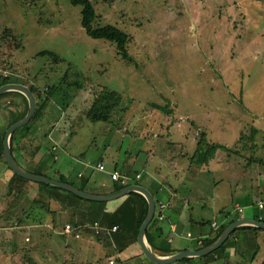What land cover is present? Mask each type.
<instances>
[{
	"label": "rangeland",
	"instance_id": "374dc122",
	"mask_svg": "<svg viewBox=\"0 0 264 264\" xmlns=\"http://www.w3.org/2000/svg\"><path fill=\"white\" fill-rule=\"evenodd\" d=\"M91 2L95 23L113 24L129 34V61L121 58L114 43L89 37L80 25V6L68 0H0V72L7 78L13 75L15 80L12 77L10 82L30 87L36 105L37 100L43 102L42 114L29 121L30 132L70 134L79 124L60 156L77 161L79 155L82 161L95 164L113 136L117 149L129 148L128 158L137 157L130 163L134 174L142 169L146 155L135 137L138 132H209L222 135L213 138L222 142L226 133L231 139L235 132H264V0ZM43 50L56 57L36 55ZM104 88L120 94L118 107L109 121L87 120V108ZM11 92L7 93L10 102L2 107L3 126L10 121V111L28 110L26 97L20 101L14 93L19 91ZM127 135L133 140L128 139V145ZM166 140L167 134L162 133L159 142L165 149L172 148L164 144ZM22 142L26 143L25 138ZM2 154L0 162L5 164ZM75 167L69 170L76 173L82 167L85 173H98L89 166ZM22 188H11V192ZM7 194L0 212L12 202H7ZM12 222L0 221V226L12 228ZM8 233L4 231V239ZM41 236L40 257L35 260L44 264L42 254L48 245ZM26 237L29 243L31 238ZM0 251L10 261V252Z\"/></svg>",
	"mask_w": 264,
	"mask_h": 264
},
{
	"label": "crops",
	"instance_id": "0c3cea01",
	"mask_svg": "<svg viewBox=\"0 0 264 264\" xmlns=\"http://www.w3.org/2000/svg\"><path fill=\"white\" fill-rule=\"evenodd\" d=\"M8 95L3 93L0 96V116L5 113L3 105L10 102ZM4 127L1 123L0 154L3 152ZM54 131L48 132L44 139L41 134L46 132H33L29 137H23L27 144L22 142L23 138L18 137L15 144L23 143L22 152L28 156L26 167L44 171L53 158L56 160L57 167L54 170L57 174L79 186L99 192L108 191L113 184L110 178L112 171L124 167L131 173V159L136 160L137 157L128 158V155H132L129 148L123 151L121 147L117 149V140L113 136L93 164L82 161L79 155H76L77 161H69L60 156V150L68 145L73 133ZM119 133L122 132L117 135ZM162 133L168 136L164 144L172 148L165 149L159 142ZM201 134L205 135L208 142L225 145L229 150L217 149L210 159L201 161L198 154L207 150L206 145L198 144V136ZM214 136L222 137L219 134ZM214 136L209 132L192 131L138 132L135 135L141 140V147H145L146 154L141 162L142 169L137 171L141 174L140 184L158 197L160 201H156V205L165 204L164 217L161 220L157 218L149 235L153 241L145 236L148 247L159 256L198 249L203 239L210 237L218 227L231 220L240 217L264 219V204L258 206L259 202H264V132H235L231 134V139L226 133L223 135L224 142L213 140ZM123 137L120 135L119 138ZM34 138L42 142L36 153H33L36 144ZM128 139L132 140L131 136L127 135L124 140L127 145ZM146 143L149 148L145 146ZM194 153L197 155L191 160ZM156 157L158 161L154 163ZM97 163H102L104 170L97 169ZM74 165L75 168L89 166L98 173H85L82 167L72 173ZM31 183L27 188L31 193L27 192V203L21 210L24 211L22 219L14 218L12 228L0 226V249L5 248L10 252L14 261L6 260V253L0 251V264H39L35 258L40 257V233L41 241L45 246L46 243L48 245L47 251L42 254L46 256L42 258L44 264H63L65 260L68 261L69 254L73 256L74 262L68 261L65 264H155L143 255L137 244L138 234L134 232L138 217L136 211L130 217L127 216L126 225L122 229L118 224L112 226L108 222V217L120 201L91 203L61 190L54 192ZM22 184L7 165L0 162L1 207L5 204L3 196L9 194V188L16 189ZM8 194L6 198L10 199ZM33 198H40L44 203L35 204ZM45 204L47 208H44ZM237 206L242 208L241 212ZM5 208L0 212V221L6 223L5 216L8 213ZM94 222L101 227L98 232L94 229ZM212 222H216L217 226L213 227ZM66 224L75 227L79 235L66 231ZM157 226L162 228L161 236L156 235L159 232ZM7 230L9 238L4 239V231ZM186 233L191 236H185ZM26 236L31 238L29 243ZM190 258L187 261L189 264H264V229L256 232L236 229L229 235L224 247L205 256Z\"/></svg>",
	"mask_w": 264,
	"mask_h": 264
},
{
	"label": "trees",
	"instance_id": "16d2710c",
	"mask_svg": "<svg viewBox=\"0 0 264 264\" xmlns=\"http://www.w3.org/2000/svg\"><path fill=\"white\" fill-rule=\"evenodd\" d=\"M69 3L73 6H80V25L81 27L84 29L85 33L91 37V38H95V39H104L107 40L109 42H112L115 44V48L117 49L118 54L121 56L122 59H124L125 61H129L131 59V57L128 54V43L130 41V36L129 34L123 30L122 28H119L116 25L113 24H97L96 22V18H97V14L95 12V8L91 2V0H68ZM36 55H42V56H53L56 57L54 52L52 51H47V50H43L41 52H39ZM14 76H10V78L7 77H3L2 73L0 72V86L10 82ZM15 80V79H14ZM75 87L77 89L81 88V84L76 83ZM30 88V87H29ZM31 89V88H30ZM5 93H12L11 91L5 92ZM4 93V94H5ZM16 93L15 97L17 99H25L24 95L21 94L20 92H14ZM1 96V95H0ZM121 100V96L118 92L114 91V90H108L106 88L102 89L97 96L94 98V100L92 101L91 105L87 108L86 112H85V117L87 120L90 121H109V117L110 114L118 107L119 103ZM18 100H15V104ZM18 103V102H17ZM150 106H152L155 109L164 111L165 113H169V110H167L165 107L160 106L159 104L156 103H150ZM42 107H43V102H39L37 100V105H36V111L35 114L32 116L33 118H37L42 114ZM26 114V111H10V121L7 124V126H5L2 129V136L4 137V133L6 128L16 122L17 120L21 119L24 115ZM31 119V120H32ZM79 125V124H78ZM78 125L76 124L74 126L73 132L72 133H76L77 129H78ZM31 130V123L28 122L27 124L18 127L14 130V132L12 133L11 137H10V146H11V150H12V154L14 159L17 161V163L24 168L25 170L32 172V173H36V174H41V175H45L49 178L52 179H56V180H61V181H65V182H69L74 184L75 186L79 187L82 190L88 191V192H92V193H108V192H113L115 190L120 189L121 187L127 185V184H131V183H141V174L139 172H135L134 174L130 173V171H127L124 167H119L117 171L120 172V174L122 175H127L129 177L128 180H126L124 183H121L119 181H114L112 180V185L110 186L109 190L106 192H99L96 190H89L83 186H79L78 184H76V182L70 181L67 177L61 175V174H57L56 170H54L56 168V163L55 160H53V158L51 159V162L48 164V167H46V170H35V169H30L28 167L25 166V160L21 157H19L17 154H20V151H22V147L20 143L19 144H15L16 140L18 139V137L23 138V137H29V135L33 134V132H30ZM19 135V136H18ZM47 135V133L42 134V139L45 138V136ZM41 139V140H42ZM34 143H36L34 145V151L33 153H36L40 147V145L42 144V142H38L35 138H34ZM22 144V143H21ZM198 144L199 145H206L207 146V150L204 153H200L198 154V156H200L201 161L203 160H208L210 159L213 154L214 151L217 149H222L225 151H228L229 148L225 145L219 144V143H215V142H208L205 138L204 134H201L200 136H198ZM21 155V154H20ZM197 155V153H194L191 157V160L193 159V157H195ZM2 160L4 161V163L6 164L5 160H4V156L2 154L1 156ZM24 160V162L22 161ZM7 165V164H6ZM7 168L10 169L7 165ZM137 175H139L137 177ZM14 176L23 182L22 186L23 188L20 189V191L18 193H12L11 192V188L8 191L9 194V204H7L8 207H6L7 211V215L5 216L6 220L5 221H10L12 222L14 220V218L17 219H22L21 217L24 215V211H21L24 209L25 205H26V197H27V188H28V180L18 176L17 174L14 173ZM38 186L40 188H46L48 190L54 191V192H58V191H63L66 192V194L71 195V196H75L76 198L82 199L68 191L62 190L58 187L49 185V184H45V183H37ZM143 186V185H142ZM153 196L155 198V201L159 202L160 200L158 199L157 196L154 195ZM86 200V199H84ZM33 203L35 204H39V203H44L42 200L38 199V198H33ZM88 202L91 203H102L105 204L106 202H96V201H91V200H86ZM113 201V200H112ZM114 201H120L119 206L113 211V213H111V215L108 217V222L110 223V225H114L116 223V225L118 224V227H121L122 229L124 228V225H126V221L127 218L130 217L132 215V213L134 211H136L138 213V217L135 223V229L134 232L137 235L138 234V230L140 227L141 222L143 221L146 212H147V202L145 200V198L143 197L142 194L138 193V192H129L127 194H125L124 196L115 199ZM110 202V201H107ZM160 204L156 205V210H155V214H154V218L153 220L149 223V225L147 226L146 229V233L145 236L147 237L148 240H150L151 238L149 237V235L151 234V229L153 227H155V223L157 220V213L158 211V206ZM44 208H47V204L43 205ZM23 212V214H22ZM129 215V216H128ZM128 216V217H127ZM26 220V219H25ZM262 221H264V219H260ZM233 220H231L228 223L222 224L220 227H218L216 229V231L214 233L211 234L210 237L203 239L202 240V244L199 248L205 247L207 245H209L210 243H212L218 236L219 234L222 232V230L229 224L231 223ZM157 229L159 230V232L157 231L156 235L161 236L162 234V228L157 226ZM237 229H247L250 230L252 232H256V231H260L263 229H260L258 227H254V226H241ZM233 233V232H232ZM231 235V234H230ZM229 237L226 239V241L218 248L220 249L221 247H224L225 244L227 243ZM153 241V239H151V242ZM216 249V250H218ZM191 258H184L182 260H179L178 262H176L175 264H179L181 262L184 261H188Z\"/></svg>",
	"mask_w": 264,
	"mask_h": 264
},
{
	"label": "water",
	"instance_id": "95a60500",
	"mask_svg": "<svg viewBox=\"0 0 264 264\" xmlns=\"http://www.w3.org/2000/svg\"><path fill=\"white\" fill-rule=\"evenodd\" d=\"M8 91H19L26 97L28 101V110L26 114L21 119L10 124L6 128L5 133H4L3 156H4V160L6 164L8 165V167L15 174H17L18 176L30 182L49 184V185L58 187L62 190L68 191L86 200H91V201H96V202H107V201L118 199L129 192H138L142 194L147 202V212L138 230L137 244L139 245L143 255L149 261L155 264H171V263L177 262L179 260H182L188 257L205 256L215 251L216 249H218L226 241L229 235L240 226L248 225V226H254L260 229H264V221L240 217V218L233 220L231 223H229L222 230L219 236L212 243H210L209 245L205 247L198 248V249H191V250L189 249L181 250L170 256H159L155 254L148 247V244L146 242L145 233H146L147 226L154 218V214L156 210V201H155L154 196L151 194V192L147 188L142 186L141 184H138V183L127 184L118 190H115L113 192H108V193H92V192L82 190L72 183L52 179L45 175L29 172L25 170L24 168H22L17 163V161L14 159L13 154H12V150L10 146V137L16 128L21 127L30 121L31 117L33 116L36 110V100L31 90L22 83L9 82V83H5L0 86V95Z\"/></svg>",
	"mask_w": 264,
	"mask_h": 264
},
{
	"label": "built area",
	"instance_id": "2783aa9c",
	"mask_svg": "<svg viewBox=\"0 0 264 264\" xmlns=\"http://www.w3.org/2000/svg\"><path fill=\"white\" fill-rule=\"evenodd\" d=\"M97 169H99V170H104V165H103L102 163H97ZM138 176H139V175H137V177H138ZM110 178H111L112 180H114V181H119V182H121V183H124L126 180L129 179V177H128L127 175H122V174H120V172L117 171V170H114V171H112V172L110 173ZM263 204H264V202H259L258 206H259V207H262ZM164 209H165V204H162V203H161V204L158 206V211H159V212H158L157 215H156L157 218H158L159 220H161V219L164 217V215H163V213H164ZM237 209H238V211H240V212L242 211V208L239 207V206H237ZM211 225H212L213 227H216V226H217L216 222H212ZM113 228H115V227H113ZM94 229H95L96 232H98V231L101 229V227L99 226L98 223L94 222ZM65 230H66V231H71L72 233L75 234V236H78V235H79L78 232L75 231V227H73V226L70 225V224H66V225H65ZM185 236L190 237L191 234H190V233H186ZM183 264H189V263H188L187 261H184Z\"/></svg>",
	"mask_w": 264,
	"mask_h": 264
}]
</instances>
